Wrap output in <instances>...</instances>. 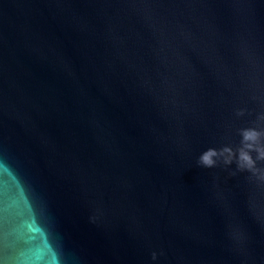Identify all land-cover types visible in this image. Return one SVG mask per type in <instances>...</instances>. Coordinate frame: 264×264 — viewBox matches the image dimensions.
I'll return each mask as SVG.
<instances>
[{
	"label": "water",
	"instance_id": "1",
	"mask_svg": "<svg viewBox=\"0 0 264 264\" xmlns=\"http://www.w3.org/2000/svg\"><path fill=\"white\" fill-rule=\"evenodd\" d=\"M261 114L264 0H0V264H264Z\"/></svg>",
	"mask_w": 264,
	"mask_h": 264
},
{
	"label": "clouds",
	"instance_id": "2",
	"mask_svg": "<svg viewBox=\"0 0 264 264\" xmlns=\"http://www.w3.org/2000/svg\"><path fill=\"white\" fill-rule=\"evenodd\" d=\"M236 114L242 116L244 113L240 110ZM258 120L264 122V114H261ZM239 135L241 141L238 148L234 149L231 146L208 148L199 155L197 164L203 168H214L221 163L224 166L235 163L238 171H247L264 182V168L257 166L258 162H264V130L244 128L239 130ZM252 153H255V157Z\"/></svg>",
	"mask_w": 264,
	"mask_h": 264
}]
</instances>
